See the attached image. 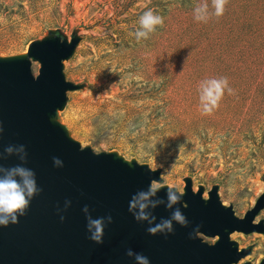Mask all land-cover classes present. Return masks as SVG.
<instances>
[{
	"label": "rangeland",
	"instance_id": "rangeland-1",
	"mask_svg": "<svg viewBox=\"0 0 264 264\" xmlns=\"http://www.w3.org/2000/svg\"><path fill=\"white\" fill-rule=\"evenodd\" d=\"M211 0H0V56L25 55L51 36L81 39L64 61L67 93L56 121L83 148L160 171L184 193L219 187L243 218L264 193V0H228L223 16L194 18ZM164 25L139 42L147 10ZM40 64L33 63L38 74ZM227 77L218 109L202 113L201 81ZM264 221V210L255 223ZM210 244L218 239L204 238ZM240 264L264 260V234L233 233Z\"/></svg>",
	"mask_w": 264,
	"mask_h": 264
},
{
	"label": "water",
	"instance_id": "water-1",
	"mask_svg": "<svg viewBox=\"0 0 264 264\" xmlns=\"http://www.w3.org/2000/svg\"><path fill=\"white\" fill-rule=\"evenodd\" d=\"M80 42L78 37L69 41L51 36L32 42L25 55L0 56V165L21 164L4 149L24 145V166L35 172L42 189L19 223L0 226V264H137L127 255L129 249L150 264H240L251 249L240 250L231 235L264 234V221L255 223L264 210V193L239 218L233 207L221 202L218 186L205 199L204 189L194 192L188 179L180 204L174 206L187 217L188 226L173 222V233L151 235L148 222H138L129 211V202L138 191H146L151 180H160L161 172L113 152L83 148L56 121L67 93L80 89L64 74V61ZM34 62L40 64L37 75ZM53 157H59L63 167H56ZM167 191L163 188L158 198L167 202ZM65 201H71L66 210ZM85 206L94 219L112 217L111 223L106 220L103 243L90 239ZM173 210L165 205L150 209L156 223ZM204 238L218 240L210 244Z\"/></svg>",
	"mask_w": 264,
	"mask_h": 264
},
{
	"label": "clouds",
	"instance_id": "clouds-1",
	"mask_svg": "<svg viewBox=\"0 0 264 264\" xmlns=\"http://www.w3.org/2000/svg\"><path fill=\"white\" fill-rule=\"evenodd\" d=\"M228 0H211V10L207 2L196 5L194 8V18L198 22H207L211 16H223L226 10ZM164 25L163 16L149 9L139 18V28L135 30V38L139 42L142 39H148L150 34L157 30V27ZM233 94V89L229 86L227 77L208 78L200 83L199 101L202 113L210 115L218 109L225 92ZM3 132L2 123H0V133ZM8 156H17L21 164L12 167L0 165V226L7 227L10 223H19V216L26 215L32 198L42 192L36 182L35 172L24 166L27 163V151L24 145H9L4 149ZM3 158V153H0ZM53 163L56 167H63V161L59 157H53ZM161 176L160 180L153 179L148 189L138 191L132 196L129 202V211L133 213L138 222L147 221L150 225L147 231L151 235L158 233H173L175 231L173 222L183 227L188 226L187 217L182 213L180 208L174 207L180 204L183 192L179 188L171 185H165ZM167 187V202L158 198V193ZM160 205H165L171 212V216L162 219L156 223V216L150 209H155ZM71 206V201H65V210ZM87 216V227L91 233L90 239L96 243H103L105 223L112 222V217H100L94 219L89 214L88 206L83 209ZM64 220V216H61ZM127 255L134 257L137 264H150L147 257L142 254L134 253L131 249Z\"/></svg>",
	"mask_w": 264,
	"mask_h": 264
}]
</instances>
